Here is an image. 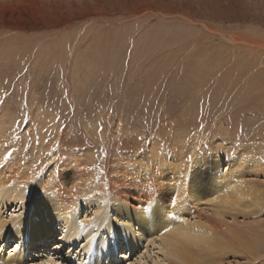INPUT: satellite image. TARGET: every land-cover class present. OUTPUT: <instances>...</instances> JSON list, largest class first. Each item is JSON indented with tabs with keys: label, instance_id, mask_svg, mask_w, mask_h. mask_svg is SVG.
Returning a JSON list of instances; mask_svg holds the SVG:
<instances>
[{
	"label": "rangeland",
	"instance_id": "obj_1",
	"mask_svg": "<svg viewBox=\"0 0 264 264\" xmlns=\"http://www.w3.org/2000/svg\"><path fill=\"white\" fill-rule=\"evenodd\" d=\"M3 1L0 147L10 161L3 175L13 178L14 189V178L33 176L25 200L51 198L36 188L49 178L65 188L59 195L73 197L72 186L100 170L91 175L93 190L81 196L84 206L75 217L91 212L93 220L94 205L107 203L108 218L120 226L124 218L115 215L113 196L121 200L117 208L155 197L172 206L176 198L190 197L197 176L210 175L209 161L219 158L210 157L214 150L232 156L230 169L222 162L224 178L247 170L245 180L264 197V0ZM245 159V165L238 162ZM216 184L185 212L190 222L193 215L219 221L208 202L225 193L221 181ZM19 205L2 209V218L20 215L25 206ZM237 209L223 211L222 222L253 240L254 252L219 251L205 264H264V201ZM60 234L43 238L42 252L32 248L39 240H28L24 260L90 264L85 247L95 240L78 237L71 245L61 243ZM12 237L0 243V255L13 254L20 242ZM157 241L143 236L128 248L117 239L116 256L109 263L103 256L101 264H163L168 255Z\"/></svg>",
	"mask_w": 264,
	"mask_h": 264
},
{
	"label": "bare ground",
	"instance_id": "obj_2",
	"mask_svg": "<svg viewBox=\"0 0 264 264\" xmlns=\"http://www.w3.org/2000/svg\"><path fill=\"white\" fill-rule=\"evenodd\" d=\"M1 2L4 1L1 0ZM5 4H9V3L5 2ZM118 9L120 10L119 12L121 14L127 13V11L122 12L121 8ZM131 9L132 12H134V7H132ZM9 140H11V138L6 140V142ZM5 150L6 149L3 148V146L0 147V157H1L0 158V243H4L5 241H8V238H11L12 235L15 236L20 243L15 248V251L12 250L13 254H8L7 256L0 255V264H55L54 260H49V259L45 260L46 258L45 259L42 258L43 260L41 259L39 263H37L36 259L24 260V249L28 240L29 241L39 240L32 246V248L35 253L39 251L42 252L45 249L43 243H46L45 242L46 239L43 238L54 237L55 239H57L60 233L62 234V236H60L59 239L61 243H71V245H73L74 241L78 239V237H79V241H84V240L89 241L90 239L95 240L92 241L94 243H91L85 247V251L89 252L90 255V264H101L102 263L101 260L103 256L105 257V259H107L108 263L111 262L112 257H115L117 254V247L115 245L116 244L115 241H117V239H123L124 241H126L127 247L129 248L130 246H134L137 243L134 242L135 240L139 241L143 236H150V235L157 236L158 237L157 242H159L157 244H160V246H162V248L167 252L168 257L165 258L166 262L163 264H205L206 261L212 258V256H214L217 252L219 251L223 252L228 249L243 251V253L246 252V254H248L249 251L254 252L253 240H247L242 234L243 231L236 230L234 229V227L226 223L223 224L222 222V220H224L222 214L223 211L238 210L237 208H240L242 203L243 204L247 203L248 207L253 208L258 206L260 203L264 201V197L262 195L263 192L257 187L258 185H256V183H254L253 181L245 180V173L247 172V170H242V172L240 170L241 168L240 164L245 165L247 163L246 159L244 161L238 160L240 164L234 166L235 167L234 171L239 173L241 172V174L235 175L234 172L233 173L234 175L230 178L231 173H228L227 175H229V177L224 178L226 176L225 173L228 170L225 172L220 171L222 162L225 161L230 169L232 156L227 157L226 155H221L219 154V152L214 150L210 154V157H219V158L209 161L208 165L211 169L210 175L207 172L206 173L202 172L204 176L201 177L200 181L197 176L195 178L196 182H193L190 185V191H191L189 192L190 197H178L176 198L177 200L175 199L176 202L172 203L174 204L172 206H169L168 205L169 203L164 204L163 202H160L158 198L155 197L153 200H150L143 205L137 204L135 207H133V206H127L126 204V207L128 209L117 208L116 206L120 204L121 200L113 196L112 202L116 204L115 215L120 219L124 218L123 224L118 226L110 218H108L110 209H107L108 208L107 203H97L96 205H94L95 219L93 220L88 219L89 215L92 214L91 212H89L87 216L84 217L80 216L81 218L80 221L77 219V217H75L76 214L75 212L81 206H84L83 204L82 205L80 204L81 196L89 194L93 190V188L90 186L94 184V179L92 180L90 179L92 173L91 175L90 174L88 175L89 178L86 179L87 182H84L82 184H76L74 187L72 186V190L75 195L73 197L70 196L67 197L65 195H64L65 197H62L61 195H59V191L63 193V191L65 192V188L63 187L61 188V186H59V188L57 187L55 188L56 185H53L52 179L49 178L50 180L49 179L47 180L45 177L47 181L45 183L41 181L39 183L37 181L36 188L38 191L41 192L49 191L52 197L51 198L46 197L47 199L45 200L40 198L39 200H35V201H30L27 199L25 200L24 198L26 197L28 192L32 189L31 187L32 181L30 180L33 176L31 174H28L25 177L21 176V178L18 179L14 178L13 181H15L17 185L15 189L14 187L13 188L10 187L12 183L9 180H12L13 178L11 177V179L9 178V180H7L8 177H5L3 175V172L6 171V169H9L8 167H10V161L9 159H7L8 154H6ZM55 154L56 153H53L50 157L53 158ZM150 155L152 157L156 155V151L153 150V148H151ZM240 155H243V153H241ZM239 157L244 159L243 156H239ZM199 158L204 159L203 155H199ZM79 159L80 158L78 157V160ZM163 167L165 168V165ZM261 167L262 166L259 165L258 168ZM20 169L22 168L20 167ZM28 171H31L30 168L28 169ZM36 171H33V173H35ZM16 172L14 171L13 173ZM19 172L22 175V172L21 171ZM25 172L23 174H27ZM81 172H83L82 168H81ZM95 172L97 173H95V175H92V177H98L101 174L100 170H96ZM180 172L181 174L182 173H184L185 175L187 174L186 171L182 169H180ZM230 172H233L232 169ZM96 174L98 175L96 176ZM214 176H215V180H214ZM27 177H29L30 179ZM111 179H113V177ZM133 179L134 178H132V180ZM217 181H221V185L224 187L225 193L221 197H215V198L208 197L210 198V200L208 199V202L213 212L212 217L213 216L217 217L216 219H219V221L215 222L213 219L209 217H207V220L204 219L203 217H198V216L194 217L193 213H191L193 215L192 218L193 221L190 222L185 212L186 211L188 212L189 209L192 208L193 206L192 204L196 203L198 205V203L202 198L201 196L204 195V193H200L202 190L206 192H211L212 190L217 189L220 186L216 184ZM183 182L186 181L183 180L182 183ZM41 183H43L45 186L42 185ZM100 183L101 185L99 189H103V191H105V188L104 187L102 188L103 183L102 182ZM129 183L130 182H128V184ZM119 188L121 187L119 186ZM177 188L179 189L180 187ZM181 189H185V188L181 187ZM52 198L57 200L56 202L57 204L54 203V199L52 200ZM12 203H15L16 205L20 203L19 208H21V206L23 207L25 206V208L21 212V214L15 218L14 221L11 219V217L6 218L9 221V223L5 224L4 221L6 219L2 218L1 210L7 209ZM86 203L89 204L91 202L87 201ZM153 205L155 207L153 211L150 212V209L151 207H153ZM172 212H174V216L170 215L171 217H169L168 214ZM34 216L35 219L33 220ZM30 217L32 218L31 222L29 221ZM82 224L83 227H81ZM223 226H225L224 229H222ZM93 230H97V232H100V234L104 231L105 236L96 238L95 235H93L92 232ZM254 260H256V258H254L253 261Z\"/></svg>",
	"mask_w": 264,
	"mask_h": 264
},
{
	"label": "snow or ice",
	"instance_id": "obj_3",
	"mask_svg": "<svg viewBox=\"0 0 264 264\" xmlns=\"http://www.w3.org/2000/svg\"><path fill=\"white\" fill-rule=\"evenodd\" d=\"M189 160H191V157H189ZM18 215H19L18 212H17V213H14L13 216L11 217V219L14 221L15 218H16ZM4 223H5V224H8L9 221L6 219V220L4 221ZM81 227H83V224L81 225ZM14 251H15V249H14Z\"/></svg>",
	"mask_w": 264,
	"mask_h": 264
}]
</instances>
